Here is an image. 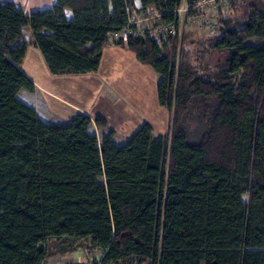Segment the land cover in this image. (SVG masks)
I'll return each mask as SVG.
<instances>
[{"label":"trees","instance_id":"obj_1","mask_svg":"<svg viewBox=\"0 0 264 264\" xmlns=\"http://www.w3.org/2000/svg\"><path fill=\"white\" fill-rule=\"evenodd\" d=\"M140 1L166 37L138 32L135 0H56L30 14L0 3V264H44L52 237L88 240L103 264H264V13L250 5L232 26L245 0H230L209 35L225 61L202 74L169 53L182 0ZM26 26L56 75L95 71L107 46L127 45L161 75L170 130L145 122L120 144L112 131L99 140L84 113L43 121L18 97L36 88L21 68Z\"/></svg>","mask_w":264,"mask_h":264},{"label":"rangeland","instance_id":"obj_2","mask_svg":"<svg viewBox=\"0 0 264 264\" xmlns=\"http://www.w3.org/2000/svg\"><path fill=\"white\" fill-rule=\"evenodd\" d=\"M199 1H201V5L194 8L196 11L190 12L191 10L189 8L187 9L186 0H182V4L178 8V24L180 28V32L176 36L178 43L176 51L174 52L173 46L170 45L169 53L175 56L177 67L183 63L189 64V66L194 67V70L202 74H209L214 70L218 71L219 69L216 67L225 61V51L214 50L211 46L213 38L209 37V35L216 28L214 25L220 10L226 11L225 7L228 0ZM250 5L264 13V0H249L248 2L245 0L244 2H238L233 11L235 19L232 26L241 27L246 23L251 11ZM130 15L132 24H135L134 26L137 27L138 32H142L144 28H148L152 33L151 35L157 39L166 37L168 30L171 29L169 26L159 24L153 7L144 11L141 5L139 9L134 8V11ZM203 40L204 44H201ZM127 52L130 51L128 50ZM30 62H28L29 67L32 65ZM139 64L140 67L136 70L134 67L128 69L130 71V74H127L128 77L123 75L118 78H103V89L100 96L104 91L109 95L110 99L114 97L120 105H131L137 120L141 117L155 119L156 117L160 118L162 115L163 126L156 128L155 132L166 133L170 130L174 112L170 113L169 109L165 106H163V109H159L162 107L155 101L158 74L152 66L141 62ZM206 68L209 70H204ZM115 71L116 73L119 72V70ZM89 101L84 102V105L93 108ZM95 102L96 106L93 110L107 111L111 123L116 125L114 117L111 116L112 110L110 109V113L107 110L109 109L107 104L100 98ZM133 119L129 126L130 131L138 123ZM190 126L193 131L201 129V123L199 121L190 122ZM98 138L101 140L102 135H98ZM120 139L118 143L123 141H120ZM244 200L248 201V194L244 195ZM48 252L49 256L44 264H103L102 257L105 251L93 245L88 240L73 238L62 240L52 237L48 241Z\"/></svg>","mask_w":264,"mask_h":264},{"label":"crops","instance_id":"obj_3","mask_svg":"<svg viewBox=\"0 0 264 264\" xmlns=\"http://www.w3.org/2000/svg\"><path fill=\"white\" fill-rule=\"evenodd\" d=\"M7 1H14L27 14H30L34 11L52 7L56 0H0V3H5ZM140 7L141 1L135 0L134 8L139 9ZM66 13L68 17L72 16V10L67 9ZM111 37L113 36L111 35ZM23 40L29 42V45L21 68L28 77L34 81L36 88L33 92L21 89L18 93V97L22 101L33 106L38 116L43 121L49 123H65L72 120L78 113H84L92 119L89 128L92 133L102 135L103 137L112 131L114 134L113 138L116 142L122 137L120 141H123L120 142V144L125 143L145 122L151 123L154 130L163 126L162 115L160 118L156 117L155 119H151L141 117L137 120L131 105H120L114 97L111 96L112 98L110 99L109 95L104 91L100 96L103 89V78L127 76V74H130L129 68L134 67L136 70L140 67L139 63L141 61L137 58L135 52L129 49L127 45H118L114 43L107 46L103 51L99 68L95 71L80 74L56 75L51 73L40 49L34 45L32 32L29 26L23 28ZM127 49L130 52H127ZM28 62L32 64L30 67ZM115 70H119V72L116 73ZM157 74L159 83L161 75L158 72ZM99 98L107 104L109 113L110 109L112 110L111 112L113 115L111 114V116L114 117L116 125L111 123L107 111L93 110L96 106L95 101L99 100ZM88 101L91 102L93 108L84 105V102ZM155 101L159 103L158 92L155 96ZM160 106L162 108L159 109H163L161 104ZM98 114H101L107 119V127H98L96 125L94 118ZM132 119L136 120L138 123L136 127L130 131L129 126Z\"/></svg>","mask_w":264,"mask_h":264},{"label":"built area","instance_id":"obj_4","mask_svg":"<svg viewBox=\"0 0 264 264\" xmlns=\"http://www.w3.org/2000/svg\"><path fill=\"white\" fill-rule=\"evenodd\" d=\"M207 1V0H206ZM210 1V0H209ZM213 1V0H212ZM186 5H187V9L189 8L188 7V4H187V2H186ZM198 5H201V1H199L198 0V2H197V6ZM231 5H230V0H228L227 1V5H226V7H225V12L228 14L229 12H230V9H231V7H230ZM224 11V10H223ZM218 17V16H217ZM217 25V20H216V22H215V25L214 26H216ZM123 35H126V32L125 31H123V32H117V33H115V36H123Z\"/></svg>","mask_w":264,"mask_h":264}]
</instances>
